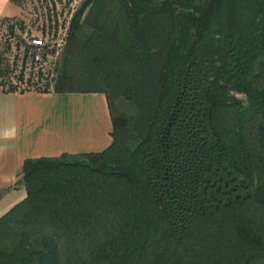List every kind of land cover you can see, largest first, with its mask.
<instances>
[{
	"label": "trees",
	"instance_id": "1",
	"mask_svg": "<svg viewBox=\"0 0 264 264\" xmlns=\"http://www.w3.org/2000/svg\"><path fill=\"white\" fill-rule=\"evenodd\" d=\"M66 47L112 140L23 161L0 264H264V0H83Z\"/></svg>",
	"mask_w": 264,
	"mask_h": 264
},
{
	"label": "crops",
	"instance_id": "2",
	"mask_svg": "<svg viewBox=\"0 0 264 264\" xmlns=\"http://www.w3.org/2000/svg\"><path fill=\"white\" fill-rule=\"evenodd\" d=\"M19 9L5 0L0 19ZM111 131L104 92L0 88V216L25 197L18 183L25 159L100 152L111 143Z\"/></svg>",
	"mask_w": 264,
	"mask_h": 264
},
{
	"label": "rangeland",
	"instance_id": "3",
	"mask_svg": "<svg viewBox=\"0 0 264 264\" xmlns=\"http://www.w3.org/2000/svg\"><path fill=\"white\" fill-rule=\"evenodd\" d=\"M59 1L54 2L51 9L41 0H25L17 5L20 7L17 15L3 17L5 19L0 21V86L7 88L12 83L18 90H53L55 79L61 72L75 73L77 78L65 88L77 89L83 86L80 84L84 82L83 78L78 76L81 73V61L78 62L77 58L66 52L67 40L58 53L53 51L48 56L44 55L39 64L30 63L24 49L28 40L46 32V27L53 38L59 35L60 27L63 28L69 16L68 8L78 5L82 0H66L64 4L62 0ZM57 12L60 13L59 18L55 16ZM64 62H67L66 65ZM116 104L120 110L134 113L129 102L119 99Z\"/></svg>",
	"mask_w": 264,
	"mask_h": 264
},
{
	"label": "built area",
	"instance_id": "4",
	"mask_svg": "<svg viewBox=\"0 0 264 264\" xmlns=\"http://www.w3.org/2000/svg\"><path fill=\"white\" fill-rule=\"evenodd\" d=\"M41 1L48 4L49 7L53 9V3L54 2L57 3V1L59 0H41ZM82 1H80L78 5L76 4L75 6L68 8L70 10L68 14L69 16L67 18V21L64 22L63 28L60 27L59 35L57 34L53 38V35L50 34L49 29H47L46 27L47 30L46 32H44L43 34L36 35L34 38L28 40V44L25 46L24 49H26L25 51L27 53V56L29 57L30 63L39 64L44 55L48 56L53 51L55 52L57 51L58 53L60 47L67 40L72 16ZM62 3L63 4L66 3V0H62ZM59 15L60 13L58 12L55 14V16L58 18Z\"/></svg>",
	"mask_w": 264,
	"mask_h": 264
},
{
	"label": "clouds",
	"instance_id": "5",
	"mask_svg": "<svg viewBox=\"0 0 264 264\" xmlns=\"http://www.w3.org/2000/svg\"><path fill=\"white\" fill-rule=\"evenodd\" d=\"M4 2H5V0H0V4H2V3H4ZM237 98H238V99L241 98L239 94L237 95Z\"/></svg>",
	"mask_w": 264,
	"mask_h": 264
}]
</instances>
